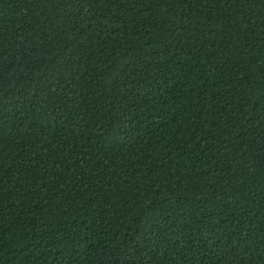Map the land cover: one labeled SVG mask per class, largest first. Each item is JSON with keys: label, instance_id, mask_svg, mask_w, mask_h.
<instances>
[{"label": "trees", "instance_id": "1", "mask_svg": "<svg viewBox=\"0 0 264 264\" xmlns=\"http://www.w3.org/2000/svg\"><path fill=\"white\" fill-rule=\"evenodd\" d=\"M0 264H264V0H0Z\"/></svg>", "mask_w": 264, "mask_h": 264}]
</instances>
